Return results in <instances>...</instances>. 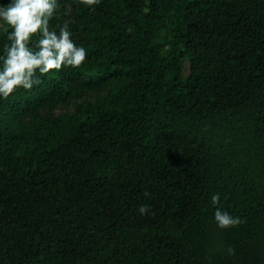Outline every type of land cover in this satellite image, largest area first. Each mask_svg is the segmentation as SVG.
I'll return each instance as SVG.
<instances>
[{"label": "trees", "instance_id": "1", "mask_svg": "<svg viewBox=\"0 0 264 264\" xmlns=\"http://www.w3.org/2000/svg\"><path fill=\"white\" fill-rule=\"evenodd\" d=\"M65 21L85 60L0 97V264H264V0H56Z\"/></svg>", "mask_w": 264, "mask_h": 264}, {"label": "clouds", "instance_id": "2", "mask_svg": "<svg viewBox=\"0 0 264 264\" xmlns=\"http://www.w3.org/2000/svg\"><path fill=\"white\" fill-rule=\"evenodd\" d=\"M56 0H9L0 5V24L10 27L7 31L8 43L0 52V97H8L18 86L31 88L38 80L35 73H47L51 69L64 66H79L86 57V49L71 38L67 21L59 26V32L50 30L49 18L54 15ZM86 6L99 3V0H82ZM39 33L35 47L29 45L30 37ZM218 193L211 197L218 202ZM148 206L140 204L138 210L144 213ZM218 223L228 225L238 222L227 210L215 209Z\"/></svg>", "mask_w": 264, "mask_h": 264}, {"label": "rangeland", "instance_id": "3", "mask_svg": "<svg viewBox=\"0 0 264 264\" xmlns=\"http://www.w3.org/2000/svg\"><path fill=\"white\" fill-rule=\"evenodd\" d=\"M187 70V66H185V71Z\"/></svg>", "mask_w": 264, "mask_h": 264}]
</instances>
